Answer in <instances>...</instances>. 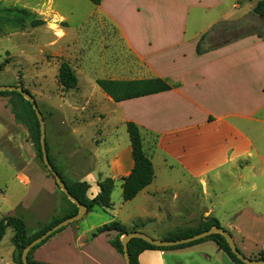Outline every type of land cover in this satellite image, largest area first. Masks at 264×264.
<instances>
[{
    "label": "crops",
    "instance_id": "obj_1",
    "mask_svg": "<svg viewBox=\"0 0 264 264\" xmlns=\"http://www.w3.org/2000/svg\"><path fill=\"white\" fill-rule=\"evenodd\" d=\"M9 1L0 0V4L19 6ZM227 1L230 6L225 5ZM254 1L101 0L99 4L90 1L93 7L75 25L56 8L54 0H42L35 7H28L27 3L20 6L39 14L47 9L41 11L37 6L48 5L49 14L67 20L68 25L62 28L46 22L29 27L39 29L48 24L53 31L47 33L51 42L45 46L52 47V53L58 50L66 27L78 31L83 25L93 29L96 20L106 22L116 31L110 38L120 40L131 56V63L124 66L125 71L133 73L130 77L106 78L159 77L172 86L166 91L119 102L102 91L100 98L113 104L107 111L98 106L94 91H82L79 82L76 89L67 90L76 93L71 95L72 110L98 112L92 118L97 120L94 128L100 134H115L116 127L126 121L136 123L151 157L154 177L132 199L125 201L121 197L107 210L86 211L81 219L55 232L32 252L34 262L126 264L123 254L110 243L117 231L89 238L94 229L112 221L119 222L127 231L169 239L177 231L194 229L199 223L216 219L231 234L243 255L250 257L264 250V36L249 32L213 46L202 44L205 51L197 52L201 36L214 24L222 20L238 21L252 14ZM222 5L228 8L224 12H228L220 13L213 25L188 30L191 8L218 9ZM209 34L205 37L207 44ZM102 39L106 35L102 34ZM106 152L109 155L103 164L87 165L83 159L84 162L70 161L57 166L66 182L86 181L90 186L87 196L92 198L99 192V175L112 178L114 184L122 183L133 167L130 142ZM91 156L99 157L98 153ZM11 165L22 183L30 184L35 171L49 181L39 187L44 186L47 196L52 198L40 225L47 224L58 209L62 211L60 216L71 211L53 179L37 165L28 161ZM138 262L236 264L214 241L207 239L179 248L145 249L138 254Z\"/></svg>",
    "mask_w": 264,
    "mask_h": 264
},
{
    "label": "rangeland",
    "instance_id": "obj_2",
    "mask_svg": "<svg viewBox=\"0 0 264 264\" xmlns=\"http://www.w3.org/2000/svg\"><path fill=\"white\" fill-rule=\"evenodd\" d=\"M41 1L10 0L9 4L15 3L21 6L27 3L28 7H35ZM54 3L72 25L80 22L88 12V8L93 7L89 0H54ZM225 5L230 6L231 2H225ZM225 5L218 9L191 8L188 30L198 27L205 29L213 25L214 19L228 9ZM37 7L41 11L47 9L39 14L35 10L37 16L42 17L46 23H56L61 28L68 25L67 20H60L57 16L49 14L48 5ZM227 12H224V15ZM251 13L238 21L222 20L214 24L216 28L206 38L209 39V43L204 41L203 46H213L249 32L264 36V22L253 12ZM96 21L93 29H88L87 25L79 27L78 31L63 28L64 35L60 37L58 50L54 53L51 52L52 47L45 46L51 42L47 33L53 31L48 24L39 29L27 28L16 34L0 35V86L20 84L34 97L43 115L49 154L56 166L70 161L84 162L83 159L87 165L103 164L109 155L106 152L109 148L116 145L124 146L130 142L125 125H118L115 129L116 133L112 135H104L96 131L94 124L97 120L93 119L92 115L98 112L87 109L81 110L82 112L72 110V96L76 93L65 91L58 82L57 57L61 56L70 61L82 91L87 93L94 91L99 102L98 106L107 111L113 108V104L100 98L99 93L103 92L95 79L133 76V73L125 71L124 66L126 63H131V56L119 42L120 40L110 38L116 31L106 22ZM102 34L106 35L105 40L102 39ZM12 105L20 110L21 103L18 97L0 95V218L5 215L18 216L24 220L28 233H33L42 226L39 220L48 212V203L52 198L47 196V189L44 186L39 187L49 181L35 171L30 184L22 183L18 177H15V169L11 162L19 165L21 161H28L37 165L47 177L53 178L42 159L36 155L26 124L14 120L11 113ZM93 153H98L99 157L95 159L91 156ZM121 197V183L116 181L111 193V202L117 203ZM61 212L58 209L55 216H59ZM95 213L93 212L92 215ZM88 219L89 216L84 221ZM13 235V228L8 226L0 240V264H15ZM250 257H258V253Z\"/></svg>",
    "mask_w": 264,
    "mask_h": 264
},
{
    "label": "trees",
    "instance_id": "obj_3",
    "mask_svg": "<svg viewBox=\"0 0 264 264\" xmlns=\"http://www.w3.org/2000/svg\"><path fill=\"white\" fill-rule=\"evenodd\" d=\"M94 4H99L101 0H90ZM252 12L257 15L264 22V0H256V4L252 8ZM45 21L38 17L37 14L31 11L29 8L14 6V5H3L0 4V35H5L6 33L13 31H21L29 27H36L44 24ZM216 26L210 28L207 33H204L198 44L197 52L201 53L205 51L202 48V44L205 41V37L208 33L213 31ZM58 82L64 90L76 89L78 86V78L76 76L75 70L73 69L71 63L64 59L63 57H58ZM96 84L99 88L114 102H119L122 100H127L131 98H136L140 96L150 95L162 91L169 90L172 86L165 79L159 77H150V78H138V79H111V78H96ZM20 85V84H19ZM26 90V89H25ZM0 95H9L18 97L21 105L20 110L16 109L15 105H12L11 112L14 115L16 121H20L26 124L34 148L36 150V155L42 159L41 146H40V137H39V122L36 117V114L32 108V105L29 101L23 98V96L17 91H0ZM42 113V112H41ZM126 131L129 136L130 146H131V155L133 159V167L128 175L122 178L121 189H122V198L127 201L132 199L136 194L151 183L154 177V167L150 155L146 152L143 146V137L141 128L132 121L125 122ZM46 149L48 153V158L53 168L61 176L62 180L65 182L69 192L73 195L81 204L85 205L87 212L91 211L94 208H100L107 210L111 208V193L114 189V180L110 177H101L99 175L97 185L99 187V192L92 198L87 196V190L90 187L86 181H74L72 183L66 182L63 175L56 167L53 162L52 157L49 154V148L46 141ZM50 174V172H49ZM52 177V175L50 174ZM53 178V177H52ZM56 184V183H55ZM57 186V184H56ZM57 189L62 194L63 198L69 202L71 205V211L62 216H54L47 223L39 227L33 233H28L24 220L18 216L6 215L0 218V240L5 234V230L8 226H11L14 230V235L12 238L14 244V263L22 264L21 262V252L23 248L35 237L39 236L49 227L59 222L61 219L66 218L70 215H74L78 211V207L72 201H70L66 195L60 190L57 186ZM212 226H219V223L216 219H208L194 229L180 230L175 232L173 235L169 236V239L182 238L186 236L193 235L195 233L207 230ZM64 227H61L55 232L62 230ZM111 230L117 231V236L110 240L112 246L121 254H123L122 245L120 242V237L127 232V229L117 221H112L110 223L104 224L100 227L94 229L89 238L96 236L102 232H108ZM51 235L46 237L40 243L36 244L28 253V260L34 262L31 258L32 252L44 243ZM212 240L217 246L223 250L232 261L236 264H245L240 261L230 250L226 240L221 234L214 233L209 234L200 239L173 245V246H156L145 240L137 237L129 238L128 240V253L131 264H139L138 254L145 249H170V248H179L185 247L191 244H194L200 240ZM255 258V257H254ZM257 258H264V250L258 252Z\"/></svg>",
    "mask_w": 264,
    "mask_h": 264
},
{
    "label": "water",
    "instance_id": "obj_4",
    "mask_svg": "<svg viewBox=\"0 0 264 264\" xmlns=\"http://www.w3.org/2000/svg\"><path fill=\"white\" fill-rule=\"evenodd\" d=\"M17 91L19 92L24 99L29 101L32 105V108L36 114V117L39 122V137H40V146H41V153H42V161L50 174L52 175L55 183L60 188V190L66 195V197L72 201L74 204L77 205L78 211L74 215H70L66 218L61 219L59 222L55 223L51 227H49L47 230H45L43 233H41L39 236L33 238L22 250L21 252V262L22 264H42L38 262H30L28 260V253L31 250L32 247H34L36 244L40 243L42 240H44L46 237L51 235L53 232L57 231L61 227H64L68 225L69 223H72L74 221H77L82 218V216L86 213L87 209L85 205L81 204L73 195L70 194L65 182L62 180L61 176L57 173V171L53 168L52 164L49 161L48 153L46 149V128L45 123L43 119V115L41 111L39 110L37 103L34 99V97L25 90L21 85L11 86V85H1L0 91ZM218 233L221 234L224 239L226 240L230 250L232 253L243 263L245 264H264V258H251L248 256H245L241 253V251L236 246L231 234L225 230L224 228L220 226H212L207 230H203L201 232L195 233L190 236L182 237V238H175V239H155L150 237L149 235L139 232V231H127L120 237V242L122 245L123 250V256L126 264H131L129 253H128V240L132 237H137L145 240L146 242H149L156 246H173L183 243H188L197 239H200L202 237H205L209 234Z\"/></svg>",
    "mask_w": 264,
    "mask_h": 264
},
{
    "label": "bare ground",
    "instance_id": "obj_5",
    "mask_svg": "<svg viewBox=\"0 0 264 264\" xmlns=\"http://www.w3.org/2000/svg\"><path fill=\"white\" fill-rule=\"evenodd\" d=\"M58 35H60V34H58Z\"/></svg>",
    "mask_w": 264,
    "mask_h": 264
}]
</instances>
